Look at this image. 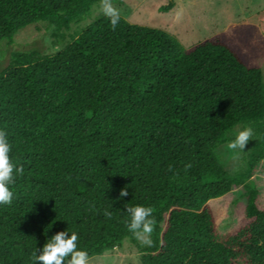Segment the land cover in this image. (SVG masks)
Returning a JSON list of instances; mask_svg holds the SVG:
<instances>
[{
	"label": "trees",
	"instance_id": "obj_1",
	"mask_svg": "<svg viewBox=\"0 0 264 264\" xmlns=\"http://www.w3.org/2000/svg\"><path fill=\"white\" fill-rule=\"evenodd\" d=\"M100 1L0 0V42L39 22L62 38ZM256 22L252 33L264 35V10ZM245 126L253 143L229 172L216 151ZM0 130L23 168L0 204V264H32L33 250L65 229L89 259L128 240L141 264H264L252 180L264 160V77L225 36L185 49L161 29L102 16L55 53L11 51ZM236 189V221L221 232L219 202ZM125 204L152 209L150 244L128 230Z\"/></svg>",
	"mask_w": 264,
	"mask_h": 264
},
{
	"label": "rangeland",
	"instance_id": "obj_2",
	"mask_svg": "<svg viewBox=\"0 0 264 264\" xmlns=\"http://www.w3.org/2000/svg\"><path fill=\"white\" fill-rule=\"evenodd\" d=\"M113 7L130 23L161 29L173 35L185 49H189L209 37L221 34L228 40L240 44L253 64L261 68L264 77V50L253 52L251 45H246L244 39L264 46V35L252 33L257 28L256 14L264 10V0H110ZM168 7L166 11L161 7ZM101 1L96 3L88 16L79 24H72L69 30H63L61 36H55L53 27L46 22H39L27 32L19 33L11 43L0 42V69L9 60L11 51L37 50L42 54H52L60 50L72 40L84 27L92 21L105 16L101 12ZM242 28V29H241ZM244 31V32H243ZM258 31V30H257ZM242 129L237 127L233 130ZM254 139L245 144L246 151L250 150ZM245 151V152H246ZM216 154L229 172L242 169L244 151L228 149L227 143L221 145ZM258 190L257 205L264 209V160L259 164L252 177ZM239 189L232 195L222 199L219 204L223 207V216L219 223L221 232L229 229L236 221L237 206L231 203L236 200ZM88 264H141L138 250L124 240L120 247L105 252L100 256H93Z\"/></svg>",
	"mask_w": 264,
	"mask_h": 264
},
{
	"label": "clouds",
	"instance_id": "obj_3",
	"mask_svg": "<svg viewBox=\"0 0 264 264\" xmlns=\"http://www.w3.org/2000/svg\"><path fill=\"white\" fill-rule=\"evenodd\" d=\"M101 12L109 18L110 24L115 27L120 20L118 9L112 6L110 0H101ZM253 129L245 126L235 132L234 137L227 143L228 149H239L243 151L245 144L252 137ZM11 145L6 133L0 130V204H9L13 196L10 185L14 179L23 173L20 165L11 162L9 153ZM14 169V170H13ZM127 194L126 188L120 189V197ZM125 208L130 219L126 222L128 230L134 237L142 240L145 244H150L148 234L152 231V209L144 205L128 206ZM104 214L110 216L111 213L105 209ZM32 264L37 261L42 264H88L89 256L85 249L78 247V234L76 231L68 232L60 230L51 235L43 246L33 250L30 254Z\"/></svg>",
	"mask_w": 264,
	"mask_h": 264
}]
</instances>
